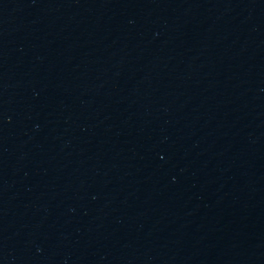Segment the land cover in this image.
Instances as JSON below:
<instances>
[{
    "label": "water",
    "instance_id": "obj_1",
    "mask_svg": "<svg viewBox=\"0 0 264 264\" xmlns=\"http://www.w3.org/2000/svg\"><path fill=\"white\" fill-rule=\"evenodd\" d=\"M0 264H264V0H0Z\"/></svg>",
    "mask_w": 264,
    "mask_h": 264
}]
</instances>
